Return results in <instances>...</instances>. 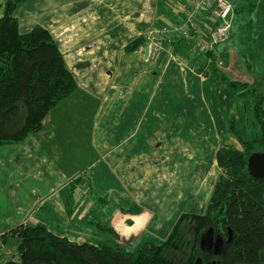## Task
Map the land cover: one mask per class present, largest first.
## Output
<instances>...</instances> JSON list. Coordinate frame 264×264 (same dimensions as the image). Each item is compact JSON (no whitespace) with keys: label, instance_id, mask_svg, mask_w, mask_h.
I'll list each match as a JSON object with an SVG mask.
<instances>
[{"label":"crops","instance_id":"crops-1","mask_svg":"<svg viewBox=\"0 0 264 264\" xmlns=\"http://www.w3.org/2000/svg\"><path fill=\"white\" fill-rule=\"evenodd\" d=\"M7 1L0 0V19ZM183 1L26 0L15 11L22 34L39 25L58 40L81 92L73 104L81 103L85 112L76 127L79 111L55 108L30 138L0 146L1 244L16 241L2 238L13 228L40 223L73 242H97L93 222L112 227L127 244L146 232L157 236L154 230L186 209L196 162L204 164L194 138L205 135L202 129L214 133L211 125L198 128L196 97L208 91L216 106L217 99L227 109L235 98L219 79L209 78L210 66L196 72L188 60L166 52L167 44L154 58L145 46L126 48L151 27L171 24ZM148 131L161 139L151 140ZM77 134L78 149L69 137ZM148 150L157 164L150 171L135 168L133 181L131 165ZM149 176L152 185L145 190ZM78 178L69 212L65 191ZM139 190L148 197L144 202L134 193Z\"/></svg>","mask_w":264,"mask_h":264},{"label":"trees","instance_id":"trees-1","mask_svg":"<svg viewBox=\"0 0 264 264\" xmlns=\"http://www.w3.org/2000/svg\"><path fill=\"white\" fill-rule=\"evenodd\" d=\"M25 1L8 0L0 19V146L22 143L40 131L49 113L78 88L60 43L48 29L38 25L26 34L20 32L15 11ZM240 1L241 6L236 0L234 3L236 15L252 16L259 0ZM173 22H178L176 17ZM254 24V20L243 23L246 39L254 34ZM189 42L190 38L164 35L160 53H164L167 44L166 51L188 60L198 73L211 65L241 110L237 119L229 118L228 126L242 150L229 145L219 148L216 159L222 175L214 187L207 213H181L165 238L146 232L139 241L130 239L127 244L121 243L112 227L100 222L92 225L100 238L85 243L60 237L41 223L20 225L2 235L4 239L8 236L18 240L19 258L0 264H212L211 259H200L205 254L202 236L212 225L225 229L227 234L231 230L233 236L215 258L216 264H264V180H255L248 172L249 157L264 152V95L260 83L256 79L235 80L217 65L221 55L215 53V48L208 53H196ZM143 45L145 39L140 36L126 48L133 52ZM80 181H73L65 191L69 212L74 204V183ZM137 213L141 209L137 208ZM191 227L194 231L186 232Z\"/></svg>","mask_w":264,"mask_h":264},{"label":"rangeland","instance_id":"rangeland-1","mask_svg":"<svg viewBox=\"0 0 264 264\" xmlns=\"http://www.w3.org/2000/svg\"><path fill=\"white\" fill-rule=\"evenodd\" d=\"M236 1H238L239 6L242 5V2L240 0H236ZM250 20L252 21L254 20L256 22V24H254L252 27V31L254 32V34L251 35L250 38L246 39L247 32H246V27L243 26V23L245 24L249 22ZM151 28L155 30L158 27L153 26ZM256 32L257 34H255ZM215 53H218L222 56V57L220 56V60L217 61V65L222 69L223 72L227 74H231L235 80H240L243 82H252L254 79L258 80L261 86V91L264 95V0L258 1L256 11L252 16H249V15L246 16L245 14L236 15L231 38L225 43L216 45ZM153 55L154 54L151 53L150 57L154 58ZM207 61H209V64L212 63L211 60H207ZM209 66H210L209 67V73H210L209 78L219 79V77H217L213 73L212 66L211 65ZM198 78L201 80L199 76ZM80 94H81L80 91L78 92L75 91L69 98L64 100L57 107V109L64 108L65 112L67 113H74V112L76 113L77 111H79L76 114V118H77L76 127H79L80 119H82L84 115L82 113L85 112L81 108L82 107L81 103L76 102V105L73 104L75 101V97L80 96ZM72 96L74 98H71ZM216 102H217V106L215 103V97L211 95L210 92L208 91H206L205 96H202L201 94H199L196 97V116L198 120L200 121V126L198 128L202 129L203 127L207 125H211L214 129V133L210 131V128L202 129V130H199L198 132H202L205 135H199L194 138V144L196 140V144L198 145L197 148L202 149L199 151V153L201 154V158L204 164H199L198 162H196L195 178H194L195 191L192 195L193 199H191L185 205L186 209L183 211V213L193 212V211L197 213H201V214L207 213V209L210 204V200L212 197V193L214 191V187L222 175V170L219 168L217 159H216V154L219 148L222 147L223 145H229L238 150H242V147L240 146L239 142L236 141L237 139L235 135L231 132L228 126L229 118L237 119L238 116L241 115V110H240L239 105H237V102L233 100L230 105V108L227 109L223 105L222 101H221L222 106L219 105V102L217 101V99H216ZM52 112L55 113L56 111L53 110ZM51 115L53 116L55 114H51ZM155 115H156V111H155ZM150 116H152V113ZM89 117L87 119V125H89L90 123ZM190 119L195 124L197 123L196 119L194 118H190ZM189 123H190V120H189ZM148 133L151 135L150 137H148L151 140L158 141V139L160 138V136L156 137L157 134L153 135L151 131H148ZM31 136L32 135H30V137ZM69 137L71 138L70 142L73 143L78 149V147H80L81 145L80 134H77L75 136L70 135ZM232 137H234V139H232V142H231L230 139ZM149 145H153L152 142ZM150 151L151 150H148V152L145 155H143L144 153H138L136 155L135 160L133 161L131 165L132 173L134 172L135 168H136V171H139L141 168H144V167H147L149 171L152 170V167L155 168L157 163L153 159L157 155H153V153H150ZM194 155L196 157H199L197 149L196 151H194ZM82 170H85V169H82ZM85 175H86V171L82 173L81 177H85ZM135 175H136V172L133 173V176H132L133 181H136V178L134 177ZM151 181L152 179L150 178V176L148 177L147 181L144 180L142 185L145 190H149L147 187L149 185L151 187L152 185ZM135 184H132L133 185L132 187H134ZM134 193L136 194L137 197H140L139 199L142 200L143 202L145 201L144 199L148 198L144 190H139L138 192H134ZM153 203H155V201H153ZM191 208H194V210L189 211ZM180 214H177L175 217H173L172 220H170L169 222H166L163 225L162 229H159V230L152 229L155 231V234H157V237L165 238L166 235H168L169 232L172 230V225L178 219ZM211 230L212 232L214 231L218 234L215 237V244H214L215 246H216V238L218 237L224 239L225 242L227 241L228 237H227V232L225 229L219 228L216 225L214 226L212 225ZM192 231H194V227L193 228L191 227L190 229H188V231L186 230V232H190V233ZM209 235H211L210 231L207 232L205 236L206 237L205 239L207 240L206 243L209 242L210 240ZM141 236L142 235L139 236L138 241ZM13 240L11 239L7 243L4 242L5 243L4 245L0 243V261L1 262L5 260H11V259L17 260L19 258L18 250H17L18 249L17 242H16L17 239H15L16 241L14 242ZM173 256L175 259H177V255L173 254ZM205 257H208V256H204L203 258ZM200 259H202V255Z\"/></svg>","mask_w":264,"mask_h":264},{"label":"built area","instance_id":"built-area-1","mask_svg":"<svg viewBox=\"0 0 264 264\" xmlns=\"http://www.w3.org/2000/svg\"><path fill=\"white\" fill-rule=\"evenodd\" d=\"M234 3L235 0H184L173 15L178 22L143 34L148 56L160 53L164 35L190 38L189 45L196 53L212 51L232 35Z\"/></svg>","mask_w":264,"mask_h":264},{"label":"water","instance_id":"water-1","mask_svg":"<svg viewBox=\"0 0 264 264\" xmlns=\"http://www.w3.org/2000/svg\"><path fill=\"white\" fill-rule=\"evenodd\" d=\"M248 172L250 176L255 180H264V152L253 153L248 159ZM212 232L211 228L207 230ZM207 231L205 233H207ZM205 233L201 239V246H204L206 243ZM228 240L226 243L230 242L233 238L232 231H228ZM218 239V240H217ZM222 238H216L217 241H220ZM224 240V239H223ZM208 243V242H207ZM206 243V244H207ZM225 243V240H224Z\"/></svg>","mask_w":264,"mask_h":264},{"label":"flooded vegetation","instance_id":"flooded-vegetation-1","mask_svg":"<svg viewBox=\"0 0 264 264\" xmlns=\"http://www.w3.org/2000/svg\"><path fill=\"white\" fill-rule=\"evenodd\" d=\"M208 232V231H207ZM207 233H205V236H206ZM209 234V233H208ZM210 234L212 235H209L210 236V240H209V244L206 245V243L204 244V246H201L203 251H205V254H202V257L204 256H208V257H205L204 259H211V262L212 264H216V260L215 258L217 257V255L219 253H222L223 252V247L225 246V243H224V240L221 239L220 241H217L216 240V246L214 245L215 244V237L218 235L216 232H210ZM219 238V237H218Z\"/></svg>","mask_w":264,"mask_h":264},{"label":"bare ground","instance_id":"bare-ground-1","mask_svg":"<svg viewBox=\"0 0 264 264\" xmlns=\"http://www.w3.org/2000/svg\"><path fill=\"white\" fill-rule=\"evenodd\" d=\"M173 23V22H172Z\"/></svg>","mask_w":264,"mask_h":264}]
</instances>
